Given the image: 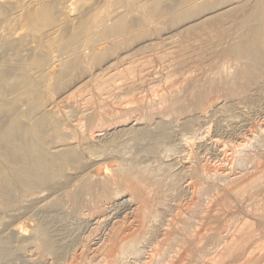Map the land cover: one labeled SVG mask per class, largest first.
I'll return each instance as SVG.
<instances>
[{
  "label": "bare ground",
  "instance_id": "bare-ground-1",
  "mask_svg": "<svg viewBox=\"0 0 264 264\" xmlns=\"http://www.w3.org/2000/svg\"><path fill=\"white\" fill-rule=\"evenodd\" d=\"M253 125L264 0H0V264H264Z\"/></svg>",
  "mask_w": 264,
  "mask_h": 264
},
{
  "label": "rangeland",
  "instance_id": "rangeland-1",
  "mask_svg": "<svg viewBox=\"0 0 264 264\" xmlns=\"http://www.w3.org/2000/svg\"><path fill=\"white\" fill-rule=\"evenodd\" d=\"M147 82H148V81H147ZM147 82H145L146 84H145V83H144V84H145L148 88H145L146 86L144 85V88L142 89V90L146 89V90H145L146 93H147L148 91H149V92H150V91H153L152 89H154V87H155V89H157L158 86L156 85V86H157V87H156V86H155V83L150 84V82H149V83H148L149 86H148V85H147ZM158 83H159L160 86H161V87H160V86H159V87L162 88V87H163V82H157V84H158ZM161 83H162V85H161ZM159 84H158V85H159ZM149 87H151V88L153 87V88L151 89V88H149ZM143 92H144V91H143ZM149 92H148V93H149ZM246 105H247L248 107H253V106H250V104H245V105H243V107H246V109H247V106H246ZM247 110H250V109L248 108ZM220 116H221V114H220V115L217 114V115H216V118H219ZM214 118H215V117L212 118V119L214 120V122H213V120H211V121L207 122V124H205V125L202 124V123H200V122H198V121L196 122L197 125L195 124V127H196V126L198 127V128H197L198 133H196V132H197V130H196L195 135H199V136H200V137L198 136V138H200V141H199V139L197 140V136H196V137L194 136V138H196V140H195L196 142L198 141L199 143H201L202 140H204V137H205V139H206V140H204V142H206L207 139L209 138V134L212 132L210 136H213L214 133H215V131H216L215 129L219 128L218 125H223L226 121H227V122H226L224 125H226V124L228 123V120L224 119V117H222V116L220 117L221 119H220V118L217 119V122H218V123L216 122V118H215V119H214ZM222 119H223V120H222ZM260 119H261V120H260ZM224 120H226V121L224 122ZM220 121H221V122H220ZM222 121H223V122H222ZM257 121H258V122H257ZM257 121L255 120V122H256L257 125H258L259 122L262 121V118H259ZM215 122H216V123H215ZM262 122H263V121H262ZM209 124H211V125H209ZM260 124H262V123H260ZM257 125L248 126V128H247V127L243 128V132H242V134H241L242 137L244 138L243 135H245V137L248 135V134H244V133H246V131L248 130L247 132L249 133V131H251L249 134H251L252 136H253V134H256V135H254V140H257V139L260 137V135H261V134L259 135V133H260L261 131H260V130H257V128H256ZM204 126L206 127L207 130H205V127H204ZM207 126L209 127V129H208ZM214 126H215V129H214ZM201 127H202V128H201ZM210 127H211V128H210ZM212 127H213V128H212ZM253 127H255V128H256V131H258V132H256L255 129H252ZM199 128H200V129H199ZM202 129H204V130H202ZM211 129H212V130H211ZM249 129H251V130H249ZM199 130H200V131H199ZM201 130L203 131V133L201 132ZM208 130H209L210 133L208 132ZM244 130H245V132H244ZM252 130H254V131H252ZM262 130H263V129H262ZM204 131H205V132H204ZM263 131H264V130H263ZM213 132H214V133H213ZM253 132H254V133H253ZM200 133H201V134H200ZM205 133H207V134H205ZM261 133H264V132H261ZM203 134H204V137L202 136ZM258 135H259V136H258ZM207 136H208V137H207ZM202 137H203V139H201ZM206 137H207V138H206ZM255 137H256V138H255ZM257 137H258V138H257ZM262 138H264V135H263V134H262ZM262 138L260 137L259 139L261 140ZM228 139H229V140H228ZM233 139H234V138H231V139H230V138H225V139L223 138V140H224V141L226 140L228 143H230V142L232 143V141H230V140H233ZM252 140H253V137H252ZM254 140H253V141H254ZM262 140H264V139H262ZM229 141H230V142H229ZM257 141H258V140H257ZM257 141L250 142L251 144L253 143V144H252V145H254L253 147H252V145H251V146H250V145L247 146L248 148L252 147V149L250 148L251 150L249 149V150H246V151H245V150H242V149H241V150H242V153L244 152V154H245V152H247V151H248V152H250V151L254 152V151H257V150L259 151V149H260V151H261V150L264 148V143H262L263 141H261L262 144H260V143H257ZM198 142H197V143H198ZM233 142L235 143V139L233 140ZM259 142H260V141H259ZM250 143H249V144H250ZM254 143H255V144H254ZM256 143H257V145H256ZM260 145H263V148H262V146H260ZM256 146H257V148H255ZM259 146H260V147H259ZM247 147H246V148H243V149H248ZM255 149H256V150H255ZM206 152H207V151H206ZM206 152H205V155L203 154V156H206L207 159H208V158H211L210 161H209L210 163H211V160H212L213 164H216V163L218 164V162H219V158L217 159V158H216L213 154H211L210 152H207L208 154H210V155L208 156V154H206ZM248 152H247V153H248ZM240 153H241V152H240ZM207 156H208V157H207ZM213 156H214V157H213ZM214 158H216V159H214ZM215 160H216V161H215ZM217 160H218V161H217ZM211 164H212V163H211ZM183 199H185V197H183ZM184 201H185V200L182 201V198H181V201H180L181 204L185 203ZM182 202H183V203H182ZM83 228H84V229H83ZM83 228H82V229H79L80 231L78 230V232H79L78 234H79V237L81 238V241H82L83 245L87 248V247H88L87 245H89L90 243H93L94 240H96V239L98 238L99 234H101V229H99V231L96 230V229H94V230H96L97 233L99 232L98 235H97L95 231H92V230H93V227H92V226H91V227H90V226H86V228H85V227H83ZM91 228H92V230H90ZM88 230L91 231V232H93V233H91V232H90V234L87 233ZM84 231H85V232H84ZM86 231H87V232H86ZM80 232H81V233L84 232V234H81ZM88 234L90 235V237H89V236H87V237L84 236V235H88ZM91 234H94V235L96 234V237H95L94 235H93L94 238L91 237ZM82 237H83V238H82ZM85 237H86V238H85ZM88 237H89L90 239H92L93 241H91V240L89 241V239H87ZM85 239H87V240H85ZM84 241L87 242L88 244H87V243H84ZM86 244H87V245H86ZM83 245L81 244L80 247H82ZM84 246H83V247H84ZM90 246H91V244H90ZM86 248H84V249L86 250ZM88 248H89V247H88ZM88 248H87V249H88Z\"/></svg>",
  "mask_w": 264,
  "mask_h": 264
}]
</instances>
